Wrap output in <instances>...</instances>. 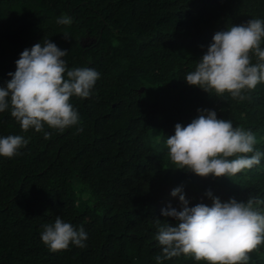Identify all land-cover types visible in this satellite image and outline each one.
I'll list each match as a JSON object with an SVG mask.
<instances>
[{"label": "trees", "instance_id": "trees-1", "mask_svg": "<svg viewBox=\"0 0 264 264\" xmlns=\"http://www.w3.org/2000/svg\"><path fill=\"white\" fill-rule=\"evenodd\" d=\"M62 16L71 25L58 24ZM250 19L264 21V0H0V87L20 54L44 40L68 51V69L100 73L89 98H71L80 124L63 132H24L10 110L0 113V138L28 140L0 157V264H157L155 220L180 209L175 188L189 207H211L208 191L221 202L264 201V155L236 175L201 178L177 170L166 147L176 124L207 109L251 131L264 153V83L239 100L185 82L215 33ZM59 216L83 227L85 247L53 252L42 243L43 225ZM249 257L264 264V243ZM161 264L197 262L181 255Z\"/></svg>", "mask_w": 264, "mask_h": 264}, {"label": "clouds", "instance_id": "clouds-1", "mask_svg": "<svg viewBox=\"0 0 264 264\" xmlns=\"http://www.w3.org/2000/svg\"><path fill=\"white\" fill-rule=\"evenodd\" d=\"M57 23L71 25L72 18L62 16ZM262 40L264 21L260 19L215 33L185 82L218 97L227 93L233 99H245L244 92L264 83ZM67 53L50 40L25 49L16 61L15 72L9 73L6 87H0V113L10 110L22 131L40 133L47 126L63 132L80 124L70 100L89 98L100 73L91 68L68 69L63 59ZM253 55L256 63H252ZM198 113L187 126L176 124L174 135L166 140L169 158L177 170L186 169L184 172L201 178H224L260 164L264 153L255 151L257 140L251 131L234 128L231 121L218 119L215 111ZM44 135L47 139L51 132ZM27 143L21 135L0 138V157H14ZM170 195L178 197L180 209H162L165 220H155L156 240L161 247L155 257L157 264L181 255L197 264H248L249 253L264 243V211L255 207L264 201L249 197L247 202H221L208 191L205 195L212 200L211 207L203 203L189 207L182 186ZM169 218L174 225L167 222ZM86 240L83 227L77 230L60 216L53 224L43 225L41 241L53 252L67 250L70 244L83 248Z\"/></svg>", "mask_w": 264, "mask_h": 264}, {"label": "rangeland", "instance_id": "rangeland-1", "mask_svg": "<svg viewBox=\"0 0 264 264\" xmlns=\"http://www.w3.org/2000/svg\"><path fill=\"white\" fill-rule=\"evenodd\" d=\"M76 185V184H75Z\"/></svg>", "mask_w": 264, "mask_h": 264}]
</instances>
